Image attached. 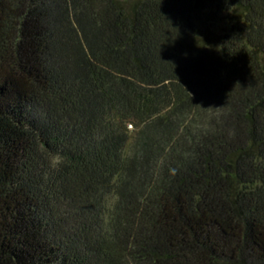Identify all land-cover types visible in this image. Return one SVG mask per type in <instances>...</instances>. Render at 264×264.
I'll return each instance as SVG.
<instances>
[{
    "label": "trees",
    "instance_id": "trees-1",
    "mask_svg": "<svg viewBox=\"0 0 264 264\" xmlns=\"http://www.w3.org/2000/svg\"><path fill=\"white\" fill-rule=\"evenodd\" d=\"M0 264H264V0H0Z\"/></svg>",
    "mask_w": 264,
    "mask_h": 264
},
{
    "label": "rangeland",
    "instance_id": "rangeland-1",
    "mask_svg": "<svg viewBox=\"0 0 264 264\" xmlns=\"http://www.w3.org/2000/svg\"><path fill=\"white\" fill-rule=\"evenodd\" d=\"M230 18L226 13L217 15L214 19L207 21L209 28L216 34H222L228 31Z\"/></svg>",
    "mask_w": 264,
    "mask_h": 264
},
{
    "label": "clouds",
    "instance_id": "clouds-1",
    "mask_svg": "<svg viewBox=\"0 0 264 264\" xmlns=\"http://www.w3.org/2000/svg\"><path fill=\"white\" fill-rule=\"evenodd\" d=\"M63 162V157L59 154H53L49 157V164L55 168L59 163Z\"/></svg>",
    "mask_w": 264,
    "mask_h": 264
}]
</instances>
